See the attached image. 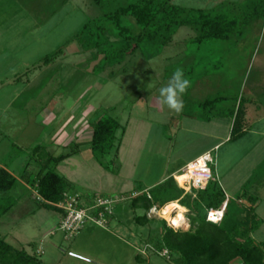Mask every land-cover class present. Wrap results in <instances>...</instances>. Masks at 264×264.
<instances>
[{"label": "rangeland", "instance_id": "374dc122", "mask_svg": "<svg viewBox=\"0 0 264 264\" xmlns=\"http://www.w3.org/2000/svg\"><path fill=\"white\" fill-rule=\"evenodd\" d=\"M14 2L27 6L22 8L21 18L7 23L12 31L4 36L23 66L18 79L27 78L28 84L14 83L0 90V164L18 180L9 193L15 205L0 218V232L42 264H173L174 256L155 243L163 234L162 221L168 228L187 231L188 213H183L180 227H173L171 221L179 208L171 205L148 212V223L141 226L134 215L144 212L129 207L138 195L130 191L152 185L167 164L165 135L170 123L166 116L170 109L159 102V89L175 70L182 69L189 88L204 74L221 87L218 96L226 98H221L217 109L223 115L233 97L264 101V0H171L180 7L222 15L229 23L228 38L197 42V31L184 27L156 57L148 60L136 51L119 64H104L96 49L85 50L75 38L85 23L103 16L113 4L102 8L93 0ZM19 92L22 96L2 111L9 94ZM101 115L114 117L125 126L117 155L105 158L115 160V172L108 171L101 178L103 168L90 148L53 169L74 185V191L66 193L78 195L80 205H91L97 195L118 201L105 226L87 222L79 233L69 235L59 229L62 208H39L36 188L23 182L29 179L32 183L39 172L47 170L42 169L46 151L52 156L68 152L75 139L68 134L89 130L88 122ZM56 129L66 141L70 139L66 148L50 141ZM224 162L223 166L229 164V160ZM215 167L213 162V176ZM262 169L264 165L259 173ZM101 183L104 187L99 191ZM120 190L125 194H118ZM256 236L264 243V228Z\"/></svg>", "mask_w": 264, "mask_h": 264}, {"label": "trees", "instance_id": "16d2710c", "mask_svg": "<svg viewBox=\"0 0 264 264\" xmlns=\"http://www.w3.org/2000/svg\"><path fill=\"white\" fill-rule=\"evenodd\" d=\"M61 1L64 3L68 0ZM93 2L102 8L111 4L114 7L109 8L103 16L85 23L75 38L85 50L96 49V54L103 56L104 64H119L136 51L150 60L170 45L176 32L184 27L197 31L194 38L197 42L228 38L229 23L222 15L214 14L211 10L180 7L171 0ZM51 55L46 56L44 61L48 62ZM218 99L206 100L202 106ZM240 120L237 113L232 134L236 133ZM89 125L92 129L89 145L93 156L103 168L115 172V160L112 157L108 160L105 158L110 154L117 155L125 126L108 115L98 116L89 121ZM68 147V152L58 156L47 154L42 165V169L47 170L39 172L36 179L29 183L43 199L38 202L39 208L58 210L57 204L70 188L69 182L53 169L77 154L78 144ZM17 182L13 174L0 168V218L15 205V199L9 193ZM192 190L193 193L184 194L175 180L169 178L146 192H139L130 200L129 207L133 212H144L143 215H134L135 222L141 226L148 223L147 213L152 207L164 209L169 202L178 201L181 206L189 209L190 228L187 231H176L166 227L162 221L163 234L161 239H157L156 247L166 248L174 256L173 264H264V243L256 242L252 237L260 223L255 212L257 200L250 198V206L245 207L238 201L240 195L226 198L215 178L203 190ZM224 203L223 218L218 223L207 221V212L219 209ZM0 264L42 263L36 256L8 242L0 232Z\"/></svg>", "mask_w": 264, "mask_h": 264}, {"label": "crops", "instance_id": "0c3cea01", "mask_svg": "<svg viewBox=\"0 0 264 264\" xmlns=\"http://www.w3.org/2000/svg\"><path fill=\"white\" fill-rule=\"evenodd\" d=\"M25 5L16 4L14 0H0V90L7 89L14 83L24 82L28 84L27 78L25 81L18 79L19 74L23 73V66L19 62L17 54L9 49L10 47L5 41L7 38L4 36L7 31H12L7 23L17 17L21 18L20 12ZM220 88V86L213 84L209 74H204L198 77L191 88H188L182 96L184 109L178 116H175L176 113L172 110H167L168 116L166 117H168L170 127L169 132L165 135V155L166 160L171 162V165L165 161L166 166L152 185L140 190L132 189L130 192H146L169 178L175 180V177L182 172L188 162L205 152L211 151L217 165L214 178L219 183L226 198H235L240 195L238 201L245 207L250 206V198L257 200L255 212L260 223L252 237L256 242H261L257 241L256 234L263 231L264 228V170L262 169V172L259 173L261 166L264 165V101L260 102L252 97L247 99L233 97V103L228 108V112L223 115L222 111L217 109L220 99L226 98L225 96H218ZM22 94L21 92L15 93V95L9 94L8 100L3 101L2 111H6V108L19 99ZM217 98L220 99L202 106L204 101ZM154 110H156L155 107ZM158 110L160 113L163 112L161 107ZM198 112L201 113L198 114ZM237 113L241 118V123L236 133L232 134ZM50 115L54 117L51 113ZM69 115L73 117L74 113ZM88 128L89 130L85 129L83 132L74 130L68 134V138L74 135L73 143L79 145L77 154L73 156L89 150V141L92 135L89 122ZM61 132L64 133V130ZM66 140L57 129L52 132L50 137L52 144L64 148L67 147L70 139ZM45 153L50 155L49 151ZM46 158L47 155L45 160ZM225 160H229L227 166H223ZM0 168H5L14 175L7 166L0 164ZM102 171L99 176L104 178L108 174V170L103 168ZM252 178L255 179L253 182L250 181ZM27 180L29 179L23 183H27L28 187ZM69 185V190L74 191V185L72 183ZM246 185H250L247 190L245 189ZM177 186L181 188L178 184ZM103 187L104 185L101 183L98 190L101 191ZM125 192V190H120L118 194L124 195ZM185 193H193V190ZM173 202L178 203V201ZM180 206L178 203L177 208L179 209L176 211L178 213L181 212Z\"/></svg>", "mask_w": 264, "mask_h": 264}, {"label": "built area", "instance_id": "2783aa9c", "mask_svg": "<svg viewBox=\"0 0 264 264\" xmlns=\"http://www.w3.org/2000/svg\"><path fill=\"white\" fill-rule=\"evenodd\" d=\"M205 153L211 154L212 162L201 159ZM205 153L188 162L182 169V172L175 177L176 183L182 188L184 192H190L192 189L201 190L202 186H207V184L214 179L211 169V164L214 162V157L211 151ZM208 170L211 171L210 176ZM179 177H182V180H179ZM204 188L205 187H203V189ZM36 195L38 201H43L38 193ZM78 197L79 196L76 194L70 195L68 193H64L63 200L57 204V207L62 208L63 210L59 229L69 235H75L79 233L87 222H93L99 226H105V224L108 223L109 215L112 214L113 205L118 201L117 198L97 195L95 198H93L91 205H80ZM225 206L226 204L224 203L219 209L209 210L206 215L207 221H210L207 218L210 212H219L220 210H223L224 214ZM151 209L149 210L148 214L155 213L152 212ZM156 209L157 212H159V210L162 208ZM81 216L82 219L78 218ZM166 252L167 251L165 250L164 253Z\"/></svg>", "mask_w": 264, "mask_h": 264}, {"label": "clouds", "instance_id": "9594fccd", "mask_svg": "<svg viewBox=\"0 0 264 264\" xmlns=\"http://www.w3.org/2000/svg\"><path fill=\"white\" fill-rule=\"evenodd\" d=\"M189 87L190 81L185 78L184 71L182 69H177L172 73L170 79L168 80V83L159 89V102L161 103V105L166 106L168 109L179 114L184 109V102L181 97L187 92ZM201 159L212 162L210 153H205ZM208 172L210 176L211 171L208 170ZM203 187H206V185L202 186L201 190H203ZM180 208L181 214L179 216V219L171 221L172 226L176 228L180 227V221H182L184 218L183 213L189 211L187 207L180 206ZM151 211L157 212V209L153 207ZM78 218L82 219V216ZM207 218L213 223H218L223 218V210H220L219 212H210ZM187 227L188 225H185V228ZM80 258L87 260L86 257Z\"/></svg>", "mask_w": 264, "mask_h": 264}, {"label": "bare ground", "instance_id": "6f19581e", "mask_svg": "<svg viewBox=\"0 0 264 264\" xmlns=\"http://www.w3.org/2000/svg\"><path fill=\"white\" fill-rule=\"evenodd\" d=\"M179 180H182V177H179ZM174 206V207H177L178 206V203L177 202H169L168 204H167V206L166 207H168V206ZM165 207V208H166ZM164 208V209H165ZM162 211H163V209H162ZM181 213V212H180ZM180 213H178L177 215H176V220H178L179 219V216H180ZM181 223V222H180Z\"/></svg>", "mask_w": 264, "mask_h": 264}]
</instances>
